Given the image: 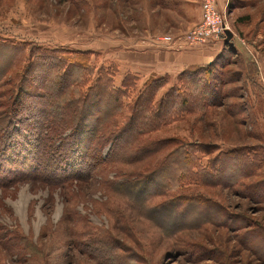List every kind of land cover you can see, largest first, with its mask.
Here are the masks:
<instances>
[{"label":"rangeland","instance_id":"obj_1","mask_svg":"<svg viewBox=\"0 0 264 264\" xmlns=\"http://www.w3.org/2000/svg\"><path fill=\"white\" fill-rule=\"evenodd\" d=\"M221 1L234 34L232 42L222 37L205 45L178 44L180 53L211 49L215 58L224 57L220 67L213 60L206 67L211 72L201 74L202 87L190 88L195 94L203 89L209 96L215 88L219 95L215 91L211 104L193 106L191 113L140 137L144 149L151 150L144 155L131 152L121 161L117 154L122 146L116 150L109 139L127 122L146 82L164 81L156 102L172 88L186 94L185 88L190 87L187 78L179 79L183 71L146 78V74L132 72L130 62L137 61L138 52L153 48L144 40L180 38L193 30L201 21L203 0H0V38L27 45L26 51L17 53L7 76L14 78L27 62L36 63L37 54L30 53V48L41 46L65 55L73 52L75 58L76 52L88 54L90 78L100 70L110 71L117 89L127 93L120 108L113 111L112 124L104 125L94 139L86 174L43 181L45 169L57 167L58 159L47 156L36 175L15 172L13 181H19H8L7 187L0 188V264H264V0ZM160 48L163 53L173 52ZM59 68L57 75L39 70L36 81L45 84V93L56 89L63 72ZM129 75V87L124 89ZM83 78L73 77V82H79V93L89 84ZM63 80L72 83L71 78ZM71 91H63L57 99L50 92L47 99L37 98L36 104L43 108L48 104L44 102L59 101L57 110L50 103L51 113L45 112V118L39 113L33 121L23 119L16 130L33 131L47 120L63 125L66 115L68 120L72 115L65 106L70 100L75 104L80 96L76 89ZM111 99L104 96L106 102ZM181 146L198 151L196 158L204 166L224 151L248 149L261 167L245 165L249 176L231 188L189 185L165 197H152L150 208L172 198L182 201L180 212L191 208L189 227L169 234L145 218V211L130 194L117 189H127L136 176L143 179L150 166ZM98 152L104 159H117L103 164ZM17 169L27 171L21 162ZM201 211L209 214L201 215ZM174 216L171 221L177 219Z\"/></svg>","mask_w":264,"mask_h":264},{"label":"trees","instance_id":"obj_2","mask_svg":"<svg viewBox=\"0 0 264 264\" xmlns=\"http://www.w3.org/2000/svg\"><path fill=\"white\" fill-rule=\"evenodd\" d=\"M25 47H27L25 43L16 44L9 39L0 38V67H2L0 74V188L7 187L9 182L13 184L19 181H13L17 177V175L13 176L15 172L36 175L40 166H43V159L47 156L55 159V161L58 159L56 162L57 167L52 171L45 169L47 174L50 170V174H45L47 177L43 181L54 179L56 182L59 181V176L61 181L62 177L65 179L64 176L75 178L86 174L87 167L90 166L88 159L91 146L92 144L95 145L94 139L98 137L102 127L106 128L104 125L112 124V118L115 115L113 111L117 109V106L120 108L125 97H127L124 90L117 89L114 85V74L110 71L103 72V70H100L96 76L92 73L93 78H90L89 69L91 65L89 55L86 53L81 55L76 52L75 58L73 52L65 55L64 52L58 50L33 46L30 48V53L37 54L36 63L27 62L22 71H19L14 78L7 76L10 75L9 70L14 66L17 53L20 54L26 51ZM33 50H35L34 53ZM212 63L220 67L221 64L225 63V59L222 56H217ZM208 66L210 64L186 67L179 78L189 80L188 85L190 87L185 88L186 94H182L178 87H175L169 90L159 102H156V97L164 86V81L161 78H152L146 82L144 89L131 107V114L127 122L109 139L113 146L117 147L116 150L119 151V147L122 146L117 154L119 160L124 161L125 157L129 156L131 152L136 153L137 151L136 154H146V150L149 152L151 147L144 149L146 146L145 144L141 145L139 142L140 137L179 120L182 114L191 113L193 106L212 103L215 88L210 96L203 89L201 94L197 90L195 94L190 89L194 86L202 87L205 80L201 74L211 72L210 68L207 69ZM59 67H62L63 72L58 76L56 89L50 90L48 88L50 91L47 90L48 92L45 93L42 90L45 84L42 82L38 84L36 81L39 77V70L56 74L60 69ZM81 76L84 77L82 82L89 84L86 91L79 93V86L77 88L79 82H73V77ZM66 77L71 78L72 83L66 84L60 81L61 78L65 81ZM130 79L131 76L129 75L123 81L124 89L129 87ZM133 80L135 81L134 78ZM58 87L60 90L62 89V92L66 90L67 94L71 90V92H75V89L80 94L75 104V100H70L69 105L65 106V110H72L69 120L67 115L66 117L64 115L62 117V119L65 117L63 125L56 124L54 126L47 120V123L40 122V126L33 131L30 129L16 130V126H21L20 124L24 123L23 119L33 121L39 118V113L45 118V112L51 113L50 103L56 109L59 102L57 100H53V103L51 101L44 102L48 103L47 108H43L41 104H36L35 101L37 98H39L38 100L47 99L49 92L57 99L62 95L58 96L62 93L58 92ZM190 90L191 94H189ZM216 95H219L218 90ZM104 96L112 99L106 102ZM60 109H63L62 106H60ZM114 112L116 113V111ZM73 115L75 116L73 117ZM51 126L55 127V130L57 129L56 132H51ZM25 134L26 136H22ZM125 138L128 139L125 141ZM99 147L100 145L98 151H100ZM47 148L49 150L52 148L49 154H47L48 150L44 152V149ZM143 150L145 151L143 152ZM197 152L193 151L192 148H188V146H181L168 154L160 163L150 166V172L143 179L136 176L134 179L136 182H132L127 189L126 187L118 188L117 191L130 194L135 204L142 208L141 212L145 211V218L156 223L162 230H169L167 231L169 234H175L189 227L186 222L189 218V211H191L190 206L187 207V211L184 209L180 212L179 208L181 206L179 204L182 201L174 202L172 198L169 202L150 208L147 204L152 197H165L174 193L175 189L189 185H204L207 187L217 185L216 187L231 188L247 179L249 174L244 173L247 165L253 164L257 170L261 167L258 158L252 156L248 149L224 151L216 159L208 161L205 166L197 160ZM98 156L101 159L103 158L100 152H98ZM108 158H103V164L117 159L116 157ZM19 161L27 171L17 169ZM261 185L264 186V182ZM129 190L130 192H128ZM167 212L170 213L167 214ZM165 213L169 216L165 217ZM207 213V211H201V215L207 216ZM174 214L177 215V219L171 221V217H175Z\"/></svg>","mask_w":264,"mask_h":264},{"label":"crops","instance_id":"obj_3","mask_svg":"<svg viewBox=\"0 0 264 264\" xmlns=\"http://www.w3.org/2000/svg\"><path fill=\"white\" fill-rule=\"evenodd\" d=\"M148 47L153 48L146 52H138L136 54L137 61L132 60L129 64L132 72L146 74V78L152 75L175 74V72L181 73L188 66L207 65L215 58V55L211 54V49L197 51L187 50L180 53L179 49L176 48L172 50L173 52L167 50L172 53H163L159 50L162 49L160 48L162 46L148 44ZM206 51L210 52L208 53ZM134 57L135 56H133L132 59H134Z\"/></svg>","mask_w":264,"mask_h":264},{"label":"built area","instance_id":"obj_4","mask_svg":"<svg viewBox=\"0 0 264 264\" xmlns=\"http://www.w3.org/2000/svg\"><path fill=\"white\" fill-rule=\"evenodd\" d=\"M230 30L227 23L226 10L221 0H203L201 5V21L191 31H188L180 38L165 36L157 40L143 41L155 46L176 49L178 44L188 43L189 45H205L212 41L225 37V32ZM231 31V30H230Z\"/></svg>","mask_w":264,"mask_h":264},{"label":"water","instance_id":"obj_5","mask_svg":"<svg viewBox=\"0 0 264 264\" xmlns=\"http://www.w3.org/2000/svg\"><path fill=\"white\" fill-rule=\"evenodd\" d=\"M233 39H234V34L230 30H227L225 32V42L229 44L232 42Z\"/></svg>","mask_w":264,"mask_h":264}]
</instances>
